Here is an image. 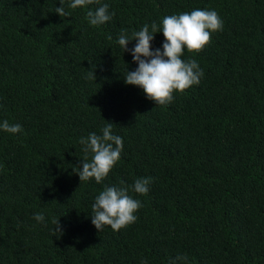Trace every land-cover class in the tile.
<instances>
[{
	"label": "trees",
	"instance_id": "obj_1",
	"mask_svg": "<svg viewBox=\"0 0 264 264\" xmlns=\"http://www.w3.org/2000/svg\"><path fill=\"white\" fill-rule=\"evenodd\" d=\"M70 3L0 0V122L22 126L0 130V264H264V0H100L115 13L100 26L86 18L97 4ZM195 9L223 28L181 57L197 61L199 84L156 105L125 84L137 64L117 40ZM163 41L154 34L152 50ZM108 122L121 157L101 183L80 181L79 141ZM148 177L146 195L131 191ZM121 180L137 219L98 232L95 197Z\"/></svg>",
	"mask_w": 264,
	"mask_h": 264
},
{
	"label": "clouds",
	"instance_id": "obj_2",
	"mask_svg": "<svg viewBox=\"0 0 264 264\" xmlns=\"http://www.w3.org/2000/svg\"><path fill=\"white\" fill-rule=\"evenodd\" d=\"M94 3L98 7L86 13L91 26L103 25L115 15L109 12V4H101L100 0H71L69 7L83 8ZM55 13L60 17L70 15L63 6L57 7ZM222 28L223 21L215 10L195 9L191 12L165 16L159 25L156 22L151 25L145 24L131 36L126 30H122L117 43L123 52H130L133 62L137 64L135 70L126 72L125 84L141 88L145 96L156 105L172 103L174 93H183L188 88L198 85L203 76V70L197 61L194 59L185 61L181 58L185 49L188 52H200L211 42L212 33L221 31ZM158 32H162L164 41L161 48L152 50L151 42L154 40V34ZM131 40H135L136 43L133 48L128 49L127 45ZM88 78L95 80L92 69H89ZM0 130L16 134L22 132V126L9 124L4 120L0 122ZM112 130L113 124L108 122L101 130L102 135L90 133L80 139L79 143L84 153L77 173L80 181L94 179L97 184L101 183L119 161L123 139L113 134ZM151 182L150 177L137 178L131 186V191L141 196L146 195ZM129 191V186L121 180L119 186H105L95 197L91 209V223L98 232L105 226H109L113 231H119L136 221L135 213L142 204L139 199L133 198ZM33 218L40 223L45 221L43 213H36ZM52 224L54 232L61 235L63 229L59 219L53 217ZM187 260V256L178 255L170 264Z\"/></svg>",
	"mask_w": 264,
	"mask_h": 264
}]
</instances>
